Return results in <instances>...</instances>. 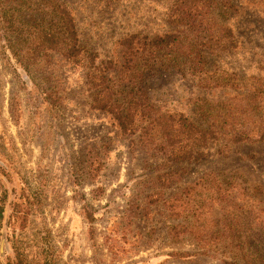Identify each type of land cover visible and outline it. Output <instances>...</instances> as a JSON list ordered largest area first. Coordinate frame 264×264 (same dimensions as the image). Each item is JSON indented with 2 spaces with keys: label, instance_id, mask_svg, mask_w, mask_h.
<instances>
[{
  "label": "rangeland",
  "instance_id": "1",
  "mask_svg": "<svg viewBox=\"0 0 264 264\" xmlns=\"http://www.w3.org/2000/svg\"><path fill=\"white\" fill-rule=\"evenodd\" d=\"M175 1L66 0L83 44L106 61H116L127 35L172 31L167 16ZM236 6L230 20L236 49L214 63L232 85L206 92L189 74L158 70L147 84L156 105L202 123L197 100L223 104L264 81V6L246 0ZM20 15L8 29L0 21V197L6 194L0 264H18V255L26 264H224L221 258L174 256H195L198 249L168 239L174 220L155 196L157 176L180 174L166 191L170 197L206 174L232 175L250 202L260 190L256 203L264 209V142L235 146L226 157L222 144H213L200 161L167 166L92 109L84 68L53 54L23 71L15 51L4 49L9 43L23 51L31 40L26 22L32 12Z\"/></svg>",
  "mask_w": 264,
  "mask_h": 264
},
{
  "label": "trees",
  "instance_id": "2",
  "mask_svg": "<svg viewBox=\"0 0 264 264\" xmlns=\"http://www.w3.org/2000/svg\"><path fill=\"white\" fill-rule=\"evenodd\" d=\"M237 1L241 0H176L167 16L172 31L153 38L127 35L119 41L116 61H106L83 44L75 9L66 0H0V21L7 23V29L18 19L21 22V12H32L26 22L31 30L26 49L13 50L9 43L4 49L15 51L27 74L53 54L84 68L92 109L108 115L123 136L137 137L142 150L162 158L167 166L200 161L218 143L222 144L220 155L226 157L235 146L264 142V81L247 95L238 94L223 104L209 98L197 100L202 123L160 108L147 84L153 72L160 70L189 74L206 92L228 89L230 79L215 70L214 63L236 49L230 20L238 12ZM246 1L264 6V0ZM180 180L178 172H163L156 181L155 196L174 220L168 239L191 241L198 249L195 256H174L264 264V209L256 203L260 190L254 189L250 202L232 175L210 173L167 197L166 191ZM5 199L4 193L1 204ZM3 210L0 205V218ZM17 258L18 264H26L24 257Z\"/></svg>",
  "mask_w": 264,
  "mask_h": 264
}]
</instances>
